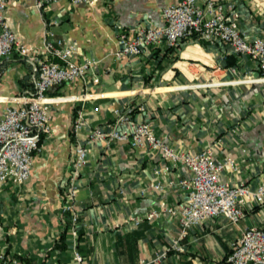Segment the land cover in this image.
<instances>
[{"label":"crops","instance_id":"crops-1","mask_svg":"<svg viewBox=\"0 0 264 264\" xmlns=\"http://www.w3.org/2000/svg\"><path fill=\"white\" fill-rule=\"evenodd\" d=\"M174 1L53 0L41 8L34 0L6 2V15L31 53L43 52L44 20L56 18L51 28L56 36L76 41V60L94 62L85 79L48 90L61 98L50 105V131L33 153L30 176L22 184L8 180L0 190V252L25 264H70L76 248L85 264H137L177 234L178 216L165 207L178 208L185 198L179 180L189 176V168L131 138L88 145L74 200L77 234L71 232L70 212L62 205L74 145L85 141L91 128H123L124 123L115 124L117 108L148 120L156 136L176 151L209 147L219 159L233 157L236 164L225 163L220 171L231 185L244 182L255 189L264 178V82L236 80L259 72L248 54L234 52L224 41L190 39L172 61L162 55L164 45L137 55L117 53L121 31L162 24V8ZM221 1L227 12L228 3L234 4L245 37L264 39V0ZM36 73V63L17 51L4 57L0 107L18 106L20 101L9 98L29 94ZM80 108L87 124L74 134ZM153 209L156 215L137 224L130 219ZM242 209L236 223L217 215L191 226L181 239L184 249L169 251L159 264H226L245 227L264 228V202L246 200Z\"/></svg>","mask_w":264,"mask_h":264},{"label":"built area","instance_id":"built-area-1","mask_svg":"<svg viewBox=\"0 0 264 264\" xmlns=\"http://www.w3.org/2000/svg\"><path fill=\"white\" fill-rule=\"evenodd\" d=\"M7 1L0 0V73L2 59L13 51L35 62L37 73L29 94L9 98L20 101L18 106L0 107V190L8 180L22 184L30 176L33 153L39 148L42 134L50 131V105L61 98L50 95L48 90L77 77L85 79L94 62L91 57L82 61L76 60L75 54L78 51L76 41L71 37L56 36L51 28L57 21L56 18L44 20L43 52L31 53L17 36L6 15ZM52 1L34 0V4L41 8ZM72 1L93 3L96 0ZM201 2L202 4L199 0H176L162 8V24L135 25L130 30L121 31L118 35L117 53L137 55L150 52L156 46L175 45L183 38L198 42L224 41L230 44L234 52L248 54L259 71L257 74H248L236 80L264 82V39L261 36L252 38L244 36L238 26V14L234 12L233 3H228L227 12L221 0ZM91 80L97 82L98 76L94 75ZM139 107L143 108L141 104ZM94 108L97 109L98 106ZM115 111L117 113L115 124L124 123L123 128L118 129L116 126L108 130L91 128L86 134L85 141L77 140L74 145L73 168L65 182L66 200L62 205L63 211L70 212V229L73 235L77 234L78 217L74 200L78 177L86 162L88 145L96 140L131 138L134 144H148L160 148L162 154L171 162H181L190 171L189 176L179 180V184L186 190L180 206L165 207L177 214L179 231L171 236L163 249L149 258H140L137 264H159L169 251H182L184 247L181 239L195 224L217 215H224L230 222L236 223L244 214L242 205L246 200L264 202V178L255 189H250L244 182L231 185L220 177V171L225 163L236 164L233 157L219 159L209 147L194 152L176 151L156 136L148 120L132 117L130 110L122 112L117 108ZM85 124L87 122L80 108L72 122L74 134H77ZM153 185L159 186L158 182H154ZM156 214L157 211L153 209L145 215L130 219L133 224H137L143 217H152ZM225 259L226 264H264V228L258 225L245 227L232 242ZM0 264L25 263L19 258L8 257L0 252ZM70 264H85L83 256L76 248L73 249V260Z\"/></svg>","mask_w":264,"mask_h":264},{"label":"trees","instance_id":"trees-1","mask_svg":"<svg viewBox=\"0 0 264 264\" xmlns=\"http://www.w3.org/2000/svg\"><path fill=\"white\" fill-rule=\"evenodd\" d=\"M188 38H183L175 45H164L163 46V56H168L169 60H174L179 57V50L182 47V44L187 40Z\"/></svg>","mask_w":264,"mask_h":264}]
</instances>
